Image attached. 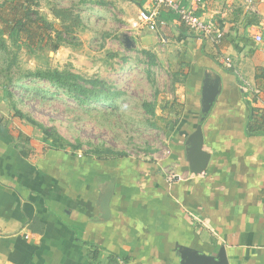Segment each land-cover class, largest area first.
<instances>
[{"label": "crops", "instance_id": "crops-1", "mask_svg": "<svg viewBox=\"0 0 264 264\" xmlns=\"http://www.w3.org/2000/svg\"><path fill=\"white\" fill-rule=\"evenodd\" d=\"M177 1L223 36L204 38L164 9L167 24L158 31H132L138 46L151 50L167 37L181 59L170 102L182 109L165 116L164 158L86 157L55 146L36 127L13 129L0 113V264H181L177 244L208 254L224 247L230 264H264V134L247 131L249 105L264 109V0ZM133 2L132 20L156 6ZM207 72L220 75L222 89L201 122ZM200 122L211 159L196 176L186 141ZM170 173L181 179L169 182ZM109 182L114 194L104 220L99 200Z\"/></svg>", "mask_w": 264, "mask_h": 264}, {"label": "rangeland", "instance_id": "rangeland-1", "mask_svg": "<svg viewBox=\"0 0 264 264\" xmlns=\"http://www.w3.org/2000/svg\"><path fill=\"white\" fill-rule=\"evenodd\" d=\"M3 3L0 0V9ZM31 7L34 19L46 22L43 42L29 45L4 35L0 25V113L10 119L13 129L34 131L35 127L13 116L3 96L6 87L26 114L70 144L81 142V154L92 143L134 157L164 158L169 122L165 123L168 114L160 106L174 98L182 79L181 59L175 57L168 38L154 50L138 46L132 34L138 9L133 0H31ZM39 70L104 80L109 97L103 103L81 105L43 80L23 78ZM144 101L154 104V114L146 113ZM35 132L41 137L40 131Z\"/></svg>", "mask_w": 264, "mask_h": 264}, {"label": "trees", "instance_id": "trees-1", "mask_svg": "<svg viewBox=\"0 0 264 264\" xmlns=\"http://www.w3.org/2000/svg\"><path fill=\"white\" fill-rule=\"evenodd\" d=\"M0 10V25L2 26L1 31L4 35L26 40L29 45L33 44L36 40L43 42L44 28H47L46 22L41 18L34 19L31 0H4ZM160 17L162 20H165L162 15ZM41 23L43 24L41 25ZM199 35L196 36L198 37ZM144 53L150 58L153 56L150 51H144ZM5 71H7V69H5ZM6 78L10 80L8 76ZM23 78L43 80L54 87L62 89L64 93L73 96L81 105L87 104L88 102L103 103L110 94L109 84H107L104 80L97 78L90 79L78 74H66L54 70H39L25 73ZM258 78L263 79L264 76H258ZM3 94L4 100H9L8 104H10L13 116L19 118L20 120H25L32 127L40 129L47 139L52 140L55 146L63 150H67V146L71 147L74 149H72L74 151H71L72 153H77L83 148L84 145L81 142L77 141L75 145L70 144L63 137L59 136L54 129H49L45 125L36 121L32 116L26 114L18 107L19 99L16 98L15 94L11 92L8 87H6L5 91H3ZM172 103L174 107L170 105ZM249 106L251 110V117L247 126L248 133L250 135L264 134V109L253 107L251 104ZM143 107L146 113L154 114L155 106L153 103L144 101ZM160 107L164 113L175 111V113L178 114L182 109L180 104L175 100L173 102L166 101ZM177 123L178 121L174 122V124ZM167 126L169 128V123ZM167 126H165L166 130ZM24 139L26 143L29 142L28 137ZM88 146L89 149L85 150L83 155L86 157H96L99 160L123 158L129 155L124 151H118L110 147H106L105 145H93L92 143H88ZM89 256L92 259L94 257L97 258L98 251L93 253L90 252Z\"/></svg>", "mask_w": 264, "mask_h": 264}, {"label": "water", "instance_id": "water-1", "mask_svg": "<svg viewBox=\"0 0 264 264\" xmlns=\"http://www.w3.org/2000/svg\"><path fill=\"white\" fill-rule=\"evenodd\" d=\"M221 89L222 80L220 75L207 72L202 92L201 122H203L210 113ZM201 122L196 130L189 135L186 141V160L189 164V172L196 176L206 171L211 159L210 153L204 150L205 137ZM113 194L114 182H109L104 187L99 200V209L104 220L110 218V202ZM176 250L180 256L181 264H230L224 247H221L216 254H208L204 251L179 244H177Z\"/></svg>", "mask_w": 264, "mask_h": 264}, {"label": "built area", "instance_id": "built-area-1", "mask_svg": "<svg viewBox=\"0 0 264 264\" xmlns=\"http://www.w3.org/2000/svg\"><path fill=\"white\" fill-rule=\"evenodd\" d=\"M155 7L153 9L143 8L140 10L137 19L132 23V28L139 29L142 26H147L151 31H158L160 26H165L167 22L161 19V10L175 13L179 17V21L185 25L190 31L200 34L206 38L216 36L219 41L222 38V33L217 31L216 25L212 20H206L198 15L193 7H186L177 0H154ZM252 4V0H248ZM166 40L164 39L163 42ZM256 41L262 42V36L256 35ZM224 64L228 67L231 65L230 58H224ZM176 179H181V176L175 173H170L168 181L173 182ZM195 222H200L199 217H194Z\"/></svg>", "mask_w": 264, "mask_h": 264}]
</instances>
